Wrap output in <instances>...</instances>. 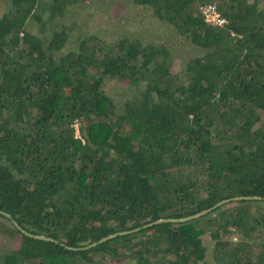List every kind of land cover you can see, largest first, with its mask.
Instances as JSON below:
<instances>
[{
	"label": "trees",
	"instance_id": "trees-1",
	"mask_svg": "<svg viewBox=\"0 0 264 264\" xmlns=\"http://www.w3.org/2000/svg\"><path fill=\"white\" fill-rule=\"evenodd\" d=\"M82 1L8 0L0 15V210L57 241L0 215L12 240L0 264H200L208 232L218 264H264L259 0H133L203 50L182 75L166 45L88 35L66 48L71 28L48 25ZM206 5L226 24L207 23ZM32 19L38 30L28 28ZM106 79L127 81L139 96L117 105ZM253 195L262 200L65 248ZM233 231L262 237L257 256L255 242L230 247L223 235Z\"/></svg>",
	"mask_w": 264,
	"mask_h": 264
},
{
	"label": "rangeland",
	"instance_id": "rangeland-1",
	"mask_svg": "<svg viewBox=\"0 0 264 264\" xmlns=\"http://www.w3.org/2000/svg\"><path fill=\"white\" fill-rule=\"evenodd\" d=\"M8 0H0V15L6 10ZM260 8H264V0H259ZM28 25L31 30H38V24ZM65 24L72 30L68 40V48L74 40L82 39L84 36L96 35L107 42H115L122 37L139 39L143 44L166 45L173 60V70L182 75L186 62L203 55L201 47L193 44L188 37L180 34L170 24L156 17L152 9L136 3L133 0H86L75 3L67 8L66 14L59 22L48 25V30L55 25ZM51 26V27H50ZM106 91L115 98L117 105H122L128 100H134L139 96L138 89L124 80L106 79L104 83ZM256 202V201H254ZM228 207L238 205V201L227 203ZM254 203L253 206H259ZM7 221L0 216V227ZM141 235V234H140ZM203 242L206 246L205 259L200 264H218L215 258V241L209 232L203 235ZM223 238L230 243V247L239 241L255 242L252 245L254 256L261 250V238L253 241L242 234L228 233ZM139 239V238H136ZM12 243L11 238L0 232V254L8 252V247ZM124 261L126 264H136V260L122 258H108L105 260ZM102 259L98 260V263Z\"/></svg>",
	"mask_w": 264,
	"mask_h": 264
},
{
	"label": "water",
	"instance_id": "water-1",
	"mask_svg": "<svg viewBox=\"0 0 264 264\" xmlns=\"http://www.w3.org/2000/svg\"><path fill=\"white\" fill-rule=\"evenodd\" d=\"M241 200H262V197L258 196V195H253V196H235V197H232V198L223 199L222 201L218 202L213 207L205 209V210H203L201 212H198L196 214H193V215H189V216L182 217V218L158 219V220H155L153 222H149V223H147V224H145V225H143L141 227H136L134 229L113 233L111 235H108L106 237L101 238L99 241L90 243V244H88V245H86L84 247H72V246H67L66 245L65 248H68V249H71V250H75V251L87 250V249L92 248L93 246H96V245H98V244H100L102 242H106L109 239H112L114 237L121 236V235H127V234H133V233L139 232L142 228H147V227H150V226H154V225L162 223V222H174V223H177V222H188V221H191L193 219L200 218V217L206 215L207 213L212 212L214 209L218 208L221 205L227 204V203H229L231 201H241ZM0 215H3L5 217H7V218H10L11 221L14 223V225L26 235H29V236L37 238V239L52 240V241L57 242L55 239H52L50 237H46V236H42V235H36V234H31V233L25 231L18 224V222L16 220L12 219V216L9 213L5 212V211L0 210ZM62 245H64V244H62Z\"/></svg>",
	"mask_w": 264,
	"mask_h": 264
},
{
	"label": "built area",
	"instance_id": "built-area-1",
	"mask_svg": "<svg viewBox=\"0 0 264 264\" xmlns=\"http://www.w3.org/2000/svg\"><path fill=\"white\" fill-rule=\"evenodd\" d=\"M205 21L214 26H223L226 24V19L221 16V14L216 10L214 5H206L201 8ZM234 35V33H232ZM77 127V137H81L78 129V123L75 124Z\"/></svg>",
	"mask_w": 264,
	"mask_h": 264
}]
</instances>
